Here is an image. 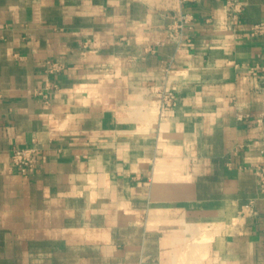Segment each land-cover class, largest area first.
I'll use <instances>...</instances> for the list:
<instances>
[{"label": "crops", "instance_id": "1", "mask_svg": "<svg viewBox=\"0 0 264 264\" xmlns=\"http://www.w3.org/2000/svg\"><path fill=\"white\" fill-rule=\"evenodd\" d=\"M241 2L0 0V264H264V0Z\"/></svg>", "mask_w": 264, "mask_h": 264}, {"label": "built area", "instance_id": "2", "mask_svg": "<svg viewBox=\"0 0 264 264\" xmlns=\"http://www.w3.org/2000/svg\"><path fill=\"white\" fill-rule=\"evenodd\" d=\"M225 4V10L227 16L231 21H236L239 15L243 10V3L241 0H223ZM191 22L190 15H180L175 18L173 23V28L176 33H180L183 28ZM248 34L250 37H256L264 34V23H258L250 27ZM264 67V65H263ZM62 65L58 61L48 62L47 63V73L54 74L61 70ZM48 81L45 83V89L47 90L49 87ZM44 91H38L36 94L41 96L44 100H48V96L43 93ZM168 102L166 99L165 103ZM256 122L261 128L260 135V153L264 155V109L259 117L256 119ZM40 149L37 145H33L26 148L13 149L10 155V165L11 168L16 169L18 173L25 175L32 171L38 162L40 157ZM252 172L255 177L258 193L264 197V162L261 164L253 165ZM253 202H249L245 205L246 209H251Z\"/></svg>", "mask_w": 264, "mask_h": 264}]
</instances>
